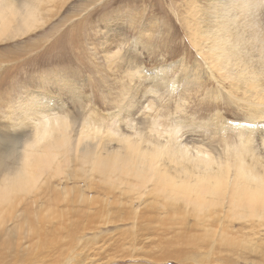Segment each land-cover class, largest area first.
Wrapping results in <instances>:
<instances>
[{
  "label": "rangeland",
  "instance_id": "1",
  "mask_svg": "<svg viewBox=\"0 0 264 264\" xmlns=\"http://www.w3.org/2000/svg\"><path fill=\"white\" fill-rule=\"evenodd\" d=\"M210 1L58 0L57 4L45 3L48 18L44 25L27 36L0 41V137L4 138L0 145L8 150L13 148L7 156L3 155L6 164H12L10 155L16 153V147L20 151L35 130L32 123L36 119H32V113L23 116V121L16 117L21 101L34 97L36 102L37 95L48 98L38 101V106L46 111H59L71 124L72 120L89 122L96 112L102 117L116 114L128 98L134 101V106L129 109L131 117L125 112L119 118L122 128L128 129L125 122L129 118L133 128L129 131L139 130L144 119H153L155 127L145 130L152 137L166 141L174 126L177 140L186 144L191 153L195 150L192 155L200 146L206 151L200 155L217 158L214 167L217 168L219 161L227 162L233 138L241 135V129L260 130L264 126V121L248 111L246 102L250 98L256 100L258 93L264 92V78L256 71L253 79L244 68L246 64L253 66V60L233 65L235 61L230 59L224 68L217 69L212 58L218 50L211 38L214 30L195 44L192 24L200 20L204 28L208 25L206 12ZM194 9L198 10L195 16ZM260 16L263 23L264 14ZM260 33L264 37V28ZM114 54L119 56L111 62ZM128 65L133 67L132 80L123 72ZM122 85L129 89L128 95L122 94ZM65 86L77 92L66 91ZM257 88L261 89L256 91ZM81 128L80 124L79 134ZM102 135L105 136L103 131L98 136ZM259 150L264 163V154ZM230 174L232 178L236 176L234 167ZM61 185L66 182L62 181ZM68 186L71 191L67 197L48 193L51 198L64 202L60 204L62 208H71L80 202L78 192L73 190L79 184L70 182ZM84 190L87 195L103 196L97 189L89 191L84 187ZM40 203L39 207L52 215L60 209L49 205L47 197ZM19 209L17 214L22 213V203ZM83 209L79 203L78 210ZM153 216L141 221L139 230L130 228L132 220L109 226L98 223L94 230H91L92 218H88L89 230H77L76 224L62 225V229L55 230L54 226L59 223L46 220L41 236L31 233L17 248L9 249L6 248L9 233L21 223L10 218L0 229V264L264 263V236L257 240L256 250L253 246L248 252L239 246L235 252H229L223 248L225 245L220 248L218 242L212 244L213 238L203 236L204 227L193 219L189 224H196L198 231L178 240L181 234L187 235L191 230L183 227L189 224L178 226L163 214L154 224ZM73 221L82 222L83 217L77 215ZM234 228L248 235V230L238 221L234 222ZM199 232L204 239L191 241Z\"/></svg>",
  "mask_w": 264,
  "mask_h": 264
},
{
  "label": "bare ground",
  "instance_id": "2",
  "mask_svg": "<svg viewBox=\"0 0 264 264\" xmlns=\"http://www.w3.org/2000/svg\"><path fill=\"white\" fill-rule=\"evenodd\" d=\"M50 1L51 4L58 3V0H0V41L27 36L44 25L48 18L44 4ZM197 13V9L192 10L193 16ZM261 13L264 14V0H211L206 12L208 25L204 28L200 20H194L192 24L195 44L214 30L211 38L218 50L214 51L212 58L217 69L218 66L219 70L224 68L230 59L235 61L233 65L253 60V66L246 64L244 68L253 79L256 71L264 78V37L261 38L260 33L264 21L261 23ZM118 56L114 54L111 62ZM132 68L128 65L123 70L131 80L134 77V72L130 71ZM64 90L77 92L67 86ZM120 90L123 95L129 94L124 85ZM258 94L256 100L250 98L246 101L247 109L264 121V92ZM37 98L36 102L34 97L21 101L16 119L23 121L32 113V119H36L32 123L35 130L22 149L19 151L16 147V153L10 155L14 160L12 164H6L3 155L7 156L13 148L8 150L0 145V229L10 218L21 222L10 231L6 248H17L31 233L41 236L46 220L59 223L54 226L55 230L73 224L77 225V230H89L88 218L94 222L91 230L98 228V223L109 226L132 220L133 227L130 225V228L139 230L141 221L151 214L154 215L151 219L154 224L160 220L161 214L178 226L187 225L193 219L204 227L203 236L213 238L212 244L218 242L220 248L225 245L223 248L229 252H235L239 246L248 252L253 246L255 250L259 248L257 240L264 236V163L257 151L262 149L264 154V126L260 130L241 129V135L233 138L234 145L227 155V162L222 158L224 164L219 161L216 168L217 158L200 155V152H206L200 146L192 155L195 150L191 153L186 144L177 140L174 126L166 141L145 131L155 127L153 119H144L139 130L129 131L133 129L129 118L125 123L130 128H122L119 118L125 112L130 116L132 111L129 109L134 106V101L126 95L127 100L122 102L118 113L102 117L96 112L91 121L79 123L72 120V124L68 117L60 116L59 111H46L38 106V101L48 100L47 97L37 95ZM101 131L105 136H98ZM2 139L0 137V141ZM114 142L117 143L112 146ZM232 167L236 173L234 178L230 174ZM62 181L66 185H61ZM70 182L79 184L73 190L78 192L80 202L71 208H62L60 204L64 202L57 197L51 198L48 193L67 197L71 191ZM84 187L89 191L97 189L103 196L87 195ZM45 197L49 205L60 208L56 214L46 213L42 206L39 207ZM21 203L22 213L17 214ZM79 203L83 204V210H78ZM77 215L83 217L82 222L73 221ZM236 221L248 230V235L235 230ZM183 227L191 230L187 235L181 234L178 240L198 231L196 224ZM199 233L190 240L202 241L204 238Z\"/></svg>",
  "mask_w": 264,
  "mask_h": 264
}]
</instances>
